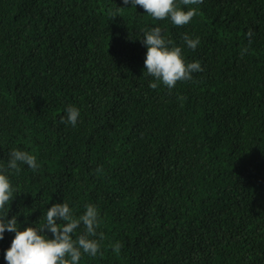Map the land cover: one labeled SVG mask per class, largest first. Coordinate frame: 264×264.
I'll use <instances>...</instances> for the list:
<instances>
[{
    "label": "trees",
    "instance_id": "1",
    "mask_svg": "<svg viewBox=\"0 0 264 264\" xmlns=\"http://www.w3.org/2000/svg\"><path fill=\"white\" fill-rule=\"evenodd\" d=\"M176 4L196 9L189 24L123 0H0L7 219L39 229L54 204L77 219L95 206L100 250L79 264H264V0ZM155 27L202 68L171 90L149 86L142 40ZM69 107L75 127L61 123ZM13 149L39 168L8 170ZM3 235L7 264L15 233Z\"/></svg>",
    "mask_w": 264,
    "mask_h": 264
},
{
    "label": "clouds",
    "instance_id": "2",
    "mask_svg": "<svg viewBox=\"0 0 264 264\" xmlns=\"http://www.w3.org/2000/svg\"><path fill=\"white\" fill-rule=\"evenodd\" d=\"M202 3L203 0H181V4L185 6ZM123 4H131L132 7L139 5L155 20L170 18L175 26L189 24L196 15L194 8L186 12L181 10L176 0H123ZM248 35L251 37L252 33ZM183 39L187 47L193 50L199 44V38L190 39L185 36ZM142 43L147 47L144 61L146 72L156 81L150 83L152 89L163 84L171 90L178 81L190 80L192 73L202 71L199 62L185 64L180 47H168L171 41H165L159 27L146 32ZM79 115L77 108L69 107L66 109V119H62L61 123L75 127ZM18 163L26 164L33 171L39 168L34 154L13 149L9 153L7 169L19 173ZM12 196L13 189L8 177L0 174V212H3V217H0V240L4 239L5 231L15 233L11 246L5 253L7 264H79L82 253L92 257L99 253L98 240L90 239L97 236L99 227V213L95 206L87 205L85 213L77 219L67 203L54 204L48 208L46 222L41 228L28 227L21 231L17 227L16 216L7 219L8 212L5 211V206L12 200ZM81 223L84 226V234L73 240L72 234ZM45 232L51 233L53 238L48 239ZM99 238L103 239V233H99ZM110 247L115 253L120 252L119 243Z\"/></svg>",
    "mask_w": 264,
    "mask_h": 264
}]
</instances>
